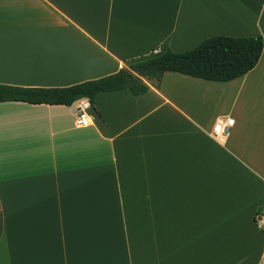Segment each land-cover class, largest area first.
I'll use <instances>...</instances> for the list:
<instances>
[{
  "label": "crops",
  "instance_id": "0c3cea01",
  "mask_svg": "<svg viewBox=\"0 0 264 264\" xmlns=\"http://www.w3.org/2000/svg\"><path fill=\"white\" fill-rule=\"evenodd\" d=\"M218 35L264 36V0H0V84L67 87ZM77 102H0V264H264V48L228 82L98 93L87 127Z\"/></svg>",
  "mask_w": 264,
  "mask_h": 264
},
{
  "label": "trees",
  "instance_id": "16d2710c",
  "mask_svg": "<svg viewBox=\"0 0 264 264\" xmlns=\"http://www.w3.org/2000/svg\"><path fill=\"white\" fill-rule=\"evenodd\" d=\"M264 48V36H212L184 52L160 50L146 60L94 80L67 87L27 88L0 84V102L20 101L29 104L71 106L87 98L96 108L101 92L128 90L132 95L145 93L149 85L158 87L165 72H175L214 82L239 78L257 64Z\"/></svg>",
  "mask_w": 264,
  "mask_h": 264
},
{
  "label": "built area",
  "instance_id": "2783aa9c",
  "mask_svg": "<svg viewBox=\"0 0 264 264\" xmlns=\"http://www.w3.org/2000/svg\"><path fill=\"white\" fill-rule=\"evenodd\" d=\"M157 53V51H155ZM92 108L87 98L78 100L76 104V125L79 127H87L91 124L90 109ZM233 119L218 122L213 130L214 136H219L224 133L225 128L233 124ZM254 223L258 229L264 233V208L258 211L254 217Z\"/></svg>",
  "mask_w": 264,
  "mask_h": 264
}]
</instances>
